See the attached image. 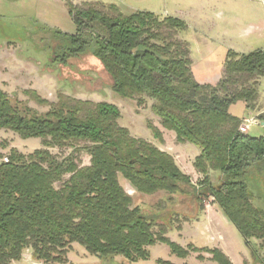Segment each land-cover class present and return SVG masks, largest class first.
<instances>
[{"label":"trees","instance_id":"obj_1","mask_svg":"<svg viewBox=\"0 0 264 264\" xmlns=\"http://www.w3.org/2000/svg\"><path fill=\"white\" fill-rule=\"evenodd\" d=\"M67 12L75 32L52 31V64L66 66L84 55L98 60L114 95L139 106L151 101L161 128L174 132L177 144L198 149L193 168L201 178L194 184L171 155L131 136L119 125L114 105L62 93L49 102L25 91L48 108L39 113L0 89V129L24 140L38 138L42 145L28 155L16 149L0 155V264L19 263L26 251L34 262L64 264L73 244L105 264L117 257L129 264L148 260L156 244L167 245L180 259L205 252L216 264H231L219 249H183L167 238L182 222L197 221L209 200L249 246L259 241L264 250V209L257 187L250 186L253 175L264 170V136L241 134L242 120L229 113L238 102L255 109L264 51H229L220 81L200 85L189 45L179 38L187 30L181 19L124 15L99 3H70ZM147 127L162 142L151 122ZM53 149L70 152L58 158ZM80 155L89 158L87 166L77 161ZM123 183L140 196L162 197L153 206L135 205Z\"/></svg>","mask_w":264,"mask_h":264},{"label":"rangeland","instance_id":"obj_2","mask_svg":"<svg viewBox=\"0 0 264 264\" xmlns=\"http://www.w3.org/2000/svg\"><path fill=\"white\" fill-rule=\"evenodd\" d=\"M70 3L73 5L84 3L114 5L124 15L151 12L160 19L179 18L187 25L186 33H181L179 38L185 41L184 35L186 34L193 52H196L195 31L200 29L209 31L214 25L234 20L241 22L244 19L247 24L255 23L254 15L244 17L246 16L245 7H262L263 5L260 0H0L1 90L9 96L26 102L29 107L39 113L46 112L48 108L37 105L24 94L25 91H35L49 102H55L57 95L62 93L84 101L109 103L119 109L121 118L118 123L121 127L126 128L131 136L152 142L159 148L162 145H173V142L170 143L169 133L174 135L175 133L163 129L166 132L165 134L160 132L162 142L153 138L147 122L155 126L159 124V119L151 113V101H146L144 105L139 106L135 100L126 101L114 95L111 91V79L103 70L100 62L90 55L71 59L66 66L52 64L53 53L48 49L56 47L51 37L52 31L58 30L65 34L75 32V26L67 12V5ZM258 104L264 109V77L260 79L258 85ZM259 116L243 119L256 120L259 125L261 121H264ZM258 125L251 126L247 135L256 138L264 136V127ZM174 141L176 143V137ZM41 147V140L38 138L24 140L15 133L0 129V155L4 158L11 149L28 155ZM191 149L197 148L191 145L188 151L174 155L178 165L183 166L186 162L184 160L191 154ZM69 152V150H51V153L58 158L68 155ZM169 152L172 153V151ZM77 161L82 166L89 164V158L85 155L78 156ZM190 162L188 160L185 166L189 167ZM189 177L194 184L201 178ZM211 179L214 183L217 181V178L212 177ZM251 179L250 186L257 187L255 192L258 196V205L264 209V170L254 174ZM123 187L126 193L133 198L135 205L153 206L162 197V193L140 196L124 183ZM210 202L211 200L207 201L205 207L209 206ZM215 209L218 214H213L210 218L204 210L197 221L182 222L180 229L170 231L167 238L183 249L189 245L197 249H217L212 246H217L218 234H221L222 239L230 244L233 251L232 259L228 258L231 264H259L252 250L257 251L259 259L264 262V250L259 248L260 242L252 240L249 246L216 205ZM205 243L210 247L203 248ZM149 255L148 260H140L134 264H157L158 260L170 264H216L209 260L210 255L205 252H190L187 258L180 259L172 255L165 244L150 247ZM198 256L203 257V260H199ZM17 264L42 263L34 262L30 251H26L22 261ZM64 264L105 263L89 255L78 244H73ZM110 264L129 263L117 257Z\"/></svg>","mask_w":264,"mask_h":264},{"label":"crops","instance_id":"obj_3","mask_svg":"<svg viewBox=\"0 0 264 264\" xmlns=\"http://www.w3.org/2000/svg\"><path fill=\"white\" fill-rule=\"evenodd\" d=\"M260 1L263 4L262 7H245L246 16L244 17L247 18L254 15L255 23L250 22L247 24L244 19L241 22L234 20L214 25L209 31L203 29L195 31L196 52L192 51V45L188 41L186 34L184 35V40L188 43L190 49L191 70L197 83L215 86L223 76V66L229 51L244 55L256 51H264V0ZM229 113L242 120L243 118L262 115L264 114V109L260 107L258 100L254 110L247 109L243 102H238L229 108ZM259 125L264 127V121H261ZM155 126L158 127L162 134H165L166 131L161 128L160 124ZM169 134L170 143L173 142V145H162L163 147L159 148L152 142L150 143L159 150L171 155L181 172L199 179L200 176L197 175L192 166L194 159L199 155L198 149H191V154L184 160V162L191 161L189 167L185 166L186 162H183V166L178 165L174 155L182 151H188L191 145L176 144L174 141L175 135ZM169 151H172V153ZM212 177L216 179L217 175L213 174ZM205 210L209 218L213 214H218L215 205L211 202L209 206L205 207ZM218 239L219 243L216 247L212 246V248L221 250L229 259H232L233 251L230 244L222 239L221 234H218ZM202 247L209 248L210 246L205 243Z\"/></svg>","mask_w":264,"mask_h":264},{"label":"built area","instance_id":"obj_4","mask_svg":"<svg viewBox=\"0 0 264 264\" xmlns=\"http://www.w3.org/2000/svg\"><path fill=\"white\" fill-rule=\"evenodd\" d=\"M254 125H258L256 120L243 119L238 130L241 134H247L249 128Z\"/></svg>","mask_w":264,"mask_h":264}]
</instances>
